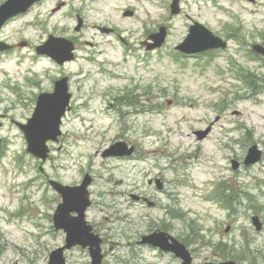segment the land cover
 Returning a JSON list of instances; mask_svg holds the SVG:
<instances>
[{
  "label": "rangeland",
  "instance_id": "374dc122",
  "mask_svg": "<svg viewBox=\"0 0 264 264\" xmlns=\"http://www.w3.org/2000/svg\"><path fill=\"white\" fill-rule=\"evenodd\" d=\"M58 1L44 0L0 33V40L16 47L0 54V264H48L50 252L64 245V234L52 225L60 198L48 183L73 186L85 174L93 179V206L86 220L103 238V264H179L170 254L136 246L139 235L155 227L190 242L193 264L217 262L233 251L254 254L250 261L261 262L264 230L255 231L245 206L253 203L251 198L264 206V156L254 166L241 164L237 171L231 162L242 163L254 144L264 151V62L244 59L251 45H264V8L249 0L239 7L180 0L181 13L170 16L171 0H86L83 5L82 0H71L74 14L78 10L83 17L77 34L75 20L64 16L72 6L69 1L61 0L67 6L52 13ZM127 9L134 18L123 15ZM189 18L223 38L238 33L240 26L238 36L249 48L241 40H229L224 52L176 62L171 52L185 37ZM159 25L168 29L166 44L147 53L138 43L139 31ZM96 26L121 31L131 48L124 52L113 35L101 34ZM48 35L76 40V59L59 67L36 57L34 48ZM23 43L26 47L20 48ZM238 66L246 70V80L253 74L254 91L239 81ZM60 77L69 81L70 111L62 120L61 140L49 143L51 153L41 163L26 152L16 124L31 117L39 92L51 90ZM5 82L14 84L13 91ZM211 123L212 132L198 142L193 132ZM118 142L134 146L133 156L104 157ZM40 167L43 173L38 176ZM153 179L162 183V191H156L154 183L148 185ZM217 179L227 185L221 195L232 208L228 216L212 200ZM135 194L155 200L157 208L138 204L132 199ZM166 207L174 216L178 210L185 215L169 220ZM218 221L223 225L216 227ZM184 227L190 232L186 238ZM226 228L228 233L223 232ZM191 230L206 237L205 242L227 244L226 250L217 257L219 249L195 243ZM65 256L67 264L90 262L79 247ZM234 257L248 264L242 262L243 255Z\"/></svg>",
  "mask_w": 264,
  "mask_h": 264
},
{
  "label": "water",
  "instance_id": "95a60500",
  "mask_svg": "<svg viewBox=\"0 0 264 264\" xmlns=\"http://www.w3.org/2000/svg\"><path fill=\"white\" fill-rule=\"evenodd\" d=\"M33 1L34 0H10L9 3H7L0 10V26L9 17L24 12ZM69 50H71V48H69ZM70 59L71 57L66 58L65 60ZM62 61L63 60H61V62ZM56 91L57 92L53 95H41L38 99L37 108L33 118L28 122L27 126H21V129L24 131L28 141V151L43 160L47 155L45 142L48 139L54 140L58 135L59 120L64 113V108L67 102L66 97L60 98V100H58L59 104H57V98L63 89L57 85ZM259 157L260 154L256 151V147H253L249 150V155L246 157L244 164H252L256 162ZM88 182L89 180L86 179L82 186L76 189L61 188L58 185H53L64 199V205L58 209L57 214L54 217V224L56 229L63 228L68 232L67 247L74 244L86 245L85 242L80 240L82 238L75 232V224H73V221L67 220L65 214L67 213L68 208L70 211H76L81 214L83 209L77 208L79 202H82V205L79 206H88L89 203L85 190ZM78 192L80 194L72 197ZM151 240L153 241V244L159 246L160 248L175 253L184 261L182 264H190L189 256L184 247L173 239L166 237L164 234H157V241L154 240V237ZM167 240H171L173 245L167 246ZM88 245L90 246V254L93 258V264H98L100 261L98 243H90ZM61 252V249L53 252L50 258L51 264H64L63 259H61Z\"/></svg>",
  "mask_w": 264,
  "mask_h": 264
},
{
  "label": "flooded vegetation",
  "instance_id": "af4514ba",
  "mask_svg": "<svg viewBox=\"0 0 264 264\" xmlns=\"http://www.w3.org/2000/svg\"><path fill=\"white\" fill-rule=\"evenodd\" d=\"M154 231H157V228H155V230L148 231V232H145L144 234H141V237H143L144 235H148V234H150V233H152ZM137 244L141 245V246H144V247L148 248L149 250H151V246H149V245H142V244H139V242Z\"/></svg>",
  "mask_w": 264,
  "mask_h": 264
}]
</instances>
